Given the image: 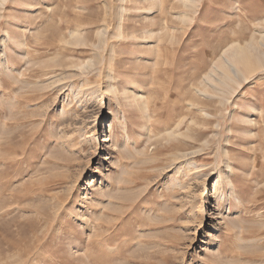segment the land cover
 <instances>
[{"label": "rangeland", "instance_id": "rangeland-1", "mask_svg": "<svg viewBox=\"0 0 264 264\" xmlns=\"http://www.w3.org/2000/svg\"><path fill=\"white\" fill-rule=\"evenodd\" d=\"M251 45L264 0H0V264H264Z\"/></svg>", "mask_w": 264, "mask_h": 264}, {"label": "bare ground", "instance_id": "bare-ground-1", "mask_svg": "<svg viewBox=\"0 0 264 264\" xmlns=\"http://www.w3.org/2000/svg\"><path fill=\"white\" fill-rule=\"evenodd\" d=\"M230 52V56L226 57L219 66L220 69L227 70L229 73L227 79L229 78L230 80H233V76L242 72L240 66L251 68V66L261 65L264 62L263 54L253 45L244 48L235 47ZM252 61H255V63H252Z\"/></svg>", "mask_w": 264, "mask_h": 264}]
</instances>
